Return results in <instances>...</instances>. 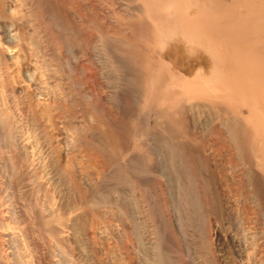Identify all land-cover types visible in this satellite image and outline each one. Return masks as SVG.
Returning a JSON list of instances; mask_svg holds the SVG:
<instances>
[{
    "label": "bare ground",
    "instance_id": "1",
    "mask_svg": "<svg viewBox=\"0 0 264 264\" xmlns=\"http://www.w3.org/2000/svg\"><path fill=\"white\" fill-rule=\"evenodd\" d=\"M0 264H264V0H0Z\"/></svg>",
    "mask_w": 264,
    "mask_h": 264
}]
</instances>
